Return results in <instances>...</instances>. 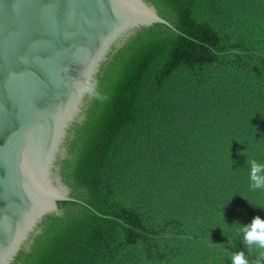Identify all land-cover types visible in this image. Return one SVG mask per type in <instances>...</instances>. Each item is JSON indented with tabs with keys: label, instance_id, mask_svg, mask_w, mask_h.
<instances>
[{
	"label": "trees",
	"instance_id": "trees-1",
	"mask_svg": "<svg viewBox=\"0 0 264 264\" xmlns=\"http://www.w3.org/2000/svg\"><path fill=\"white\" fill-rule=\"evenodd\" d=\"M171 26L113 46L55 167L70 200L12 264H231L264 220V0H145Z\"/></svg>",
	"mask_w": 264,
	"mask_h": 264
},
{
	"label": "water",
	"instance_id": "water-1",
	"mask_svg": "<svg viewBox=\"0 0 264 264\" xmlns=\"http://www.w3.org/2000/svg\"><path fill=\"white\" fill-rule=\"evenodd\" d=\"M171 24L145 0H0V264L70 200L55 167L113 46Z\"/></svg>",
	"mask_w": 264,
	"mask_h": 264
},
{
	"label": "clouds",
	"instance_id": "clouds-1",
	"mask_svg": "<svg viewBox=\"0 0 264 264\" xmlns=\"http://www.w3.org/2000/svg\"><path fill=\"white\" fill-rule=\"evenodd\" d=\"M248 163L250 165L249 188L253 191L264 190V164L258 163L255 159ZM256 207L264 209V203L257 201ZM234 231L242 234V242L246 245L249 254L255 248L259 250L260 257H264V220L255 217L249 225L234 224ZM231 264H250V262L246 259L244 252H237L231 256Z\"/></svg>",
	"mask_w": 264,
	"mask_h": 264
}]
</instances>
